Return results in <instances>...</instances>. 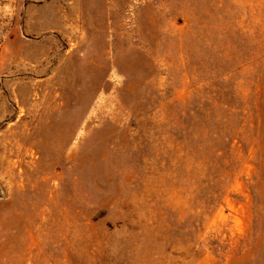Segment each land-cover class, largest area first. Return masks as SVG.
<instances>
[{"label": "rangeland", "instance_id": "obj_1", "mask_svg": "<svg viewBox=\"0 0 264 264\" xmlns=\"http://www.w3.org/2000/svg\"><path fill=\"white\" fill-rule=\"evenodd\" d=\"M94 1L92 32L0 0V235L42 209L71 226L15 246L49 264H264V0Z\"/></svg>", "mask_w": 264, "mask_h": 264}, {"label": "bare ground", "instance_id": "obj_2", "mask_svg": "<svg viewBox=\"0 0 264 264\" xmlns=\"http://www.w3.org/2000/svg\"><path fill=\"white\" fill-rule=\"evenodd\" d=\"M128 3H129L128 0H108V4L110 7L109 11H111V12L120 11L123 8V5H127ZM78 5H79V8L77 10L80 13L79 17L83 20L84 24H88V26H90L89 29L92 32L95 31V28H93L91 26V25H94V23H95L94 17H93L94 12L96 10L95 1L94 0H79ZM73 10H76V9L74 8ZM113 33L114 32L112 31L111 34H113ZM86 34H88V30L87 31L85 30V35ZM132 36H133V34H132ZM115 69H116V67H115ZM113 77H115V76H113ZM111 95H113V94H111ZM81 131H83V129ZM79 133H80V131H79ZM22 188H24V187H22ZM28 205L29 204H24V203L20 202V206L25 211L28 210ZM17 209L21 210L20 207H18V206H17ZM35 211H36L35 217H34L32 223L30 224L31 228H33L32 229L33 231H26L25 232L23 220H21L22 218L16 217V216H15L16 218L13 220L15 224L5 226V229L7 230L6 234L0 235V237H3V236L6 237V243L2 247H0V264H2V262H3V260H2L3 257H6L8 259L7 260L8 262H6V264H25L26 260L28 261V264H39V263L49 264V260H50L49 256H44L43 258H41L40 257L41 255L39 256V253H32V251L29 248H26V249L25 248H18L17 246H15L16 243L19 242V240L20 241L21 240L22 241H30L32 244L35 242L40 243L43 240V239H40V238H43V237H41V236H43L42 234L45 235L47 232L51 231L54 228V225H59L58 230L64 231L65 226L67 225V227H69V226H71V223L68 221L69 219L67 220L66 218L53 219L52 217L50 218L49 216H48L49 218H47L45 216L46 211L44 212V210L42 211V209L41 210L38 209ZM31 218H32V216H31ZM12 228H15V229L17 228V232L15 234L10 233ZM44 232H46V233H44ZM26 233H28V236H25ZM44 237H48V236L45 235ZM96 253H98L97 250L89 252V251L83 249L81 251H77L76 255L74 257L76 259H80V258H84V257L88 256V258H89V256L91 254H96ZM6 258H5V260H6ZM64 264H67V262ZM71 264H73V263H71ZM77 264H82V263H77Z\"/></svg>", "mask_w": 264, "mask_h": 264}]
</instances>
